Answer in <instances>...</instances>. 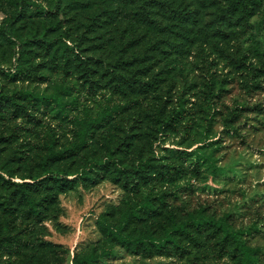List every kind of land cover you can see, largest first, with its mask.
I'll return each mask as SVG.
<instances>
[{
	"label": "trees",
	"instance_id": "trees-1",
	"mask_svg": "<svg viewBox=\"0 0 264 264\" xmlns=\"http://www.w3.org/2000/svg\"><path fill=\"white\" fill-rule=\"evenodd\" d=\"M36 0H0V10L5 14L0 32L14 44L18 58L10 67L0 65V75L12 80L36 77L38 67L26 63L40 49L50 56L53 65L62 64L69 71L75 64L81 73L84 84L93 88L96 70L82 49L69 44L71 35L61 24L54 27L35 29L24 34L20 22L24 20L28 5H37ZM107 5L105 15L93 19L91 24L109 29L121 26L126 44L125 55L117 61L111 70L110 83L124 95L131 93L151 94L156 107H151L147 121L153 123L156 131L155 141H161L168 132L177 129L192 108L187 104L189 98L179 96L174 100L165 95L162 87L164 68L154 72L150 58L168 60L172 55L184 53L183 47H194L201 39L230 41L236 30L243 34L253 31V17L259 13L264 16V0H97ZM49 5L41 7V13L58 18L61 12V0H51ZM39 7V6H37ZM209 11L217 18L207 22ZM100 21V22H99ZM102 22V23H101ZM107 23V24H106ZM264 24V19H263ZM91 28V25H90ZM54 34L52 35V32ZM150 39L155 40L150 48L143 49ZM185 45V46H184ZM259 53V52H258ZM234 69L245 77L247 91L262 89L264 80V57L251 56L250 51L234 52L230 56ZM172 71V68H167ZM107 71H109L107 69ZM227 80L217 82L209 77L200 102L203 115V129L198 146L192 155L191 163L199 171L202 167H214L218 170L212 128L223 113L220 100L228 90ZM72 84L61 81L50 94L27 93L26 104H20V97L10 95L0 81V111L4 103L10 102L16 112L21 110L30 116L29 107L49 105L53 102L60 111L67 113V101L64 94L73 88ZM217 89V90H215ZM112 103L110 99L95 113L86 108L82 117H75L76 140L70 145L57 148L53 135L45 144L44 152L39 156L37 171L26 173L22 181L13 180V174L6 171L10 178L0 175V264H64V256L69 250L61 244L46 240L49 219H56L63 213L60 207V195L80 185H96L105 179L121 184L132 197L125 199L119 210L115 207L101 213L97 219L98 229L104 242L96 244L92 250L75 254L73 264H105L114 254L117 246L146 256L164 254L172 249L184 253L183 240L207 237L216 240L222 251H226L238 264H264V248L251 244L256 233H262L260 222L254 221L245 227H235L231 222L232 214L221 216L208 214L205 208L187 211L186 217L169 215V222L158 229L153 220L160 216V205L166 194L147 190L150 183L158 179L173 181L181 172L179 167L164 169L166 164L154 161L150 155L139 156L134 162L126 161L127 149L122 144H112L110 131L103 135L105 151L99 155L93 151L87 153L95 131L107 129L110 123L123 120L132 108V102ZM259 105L253 106L257 107ZM231 116L224 118L228 135L239 133L235 121L241 118L243 106H235ZM263 109V108H262ZM145 118V117H144ZM140 116V121H142ZM212 147V148H211ZM173 169L175 171H173ZM177 194V193H176ZM140 195V196H139ZM264 234V233H263Z\"/></svg>",
	"mask_w": 264,
	"mask_h": 264
},
{
	"label": "rangeland",
	"instance_id": "rangeland-1",
	"mask_svg": "<svg viewBox=\"0 0 264 264\" xmlns=\"http://www.w3.org/2000/svg\"><path fill=\"white\" fill-rule=\"evenodd\" d=\"M50 1L36 0L37 5H28L24 20L19 23L22 32L27 34L35 29L41 31L61 24L60 30L67 29L71 35L69 44L82 49L83 56L90 58L97 72L94 78L98 80L95 82L97 86L90 88L89 83L84 84L79 76L81 71L75 64L69 71H64L61 63L53 65L50 56L42 49L26 63L27 66L38 67L36 77L12 80L0 75L5 92L19 96L20 104H26L24 96L27 93L50 94L63 80L74 86L64 94L67 113L61 112L60 107L51 102L46 106L29 107L31 115L27 116L21 110L16 112L10 102L4 103L0 111V175L10 178L6 172L9 171L13 174V180L22 181L26 173L37 171V161L51 135L56 139L57 148L76 140L74 119L76 116L82 117L86 108L95 113L107 99L112 103L141 100L137 104L132 102V108L123 120L110 123L107 129L96 130L92 143L86 149L87 153L93 151L103 155V135H108L106 131H110L112 144L128 142L123 145L127 149L126 161L134 162L139 156L150 155L155 162L166 164L164 169L172 166L181 169L173 181L158 177L147 186V190L166 194L164 203L160 205V216L153 220L158 229L161 230L169 222L171 213L185 218L187 211L201 207L214 216L230 212L235 227L260 222L262 233H256L251 238V244L264 248V80L262 89L247 91L245 77L234 69L230 59L234 52H247L248 49L251 56L259 59L261 53L264 57L263 14L253 17V31L243 34L236 30L230 41L217 43L203 37L194 47L184 45L183 54H174L167 61L159 59L157 55L150 58L151 63L157 64L154 72L164 68V73L158 77L163 78L162 87L165 95L172 96L173 105L182 95L189 98L187 104L192 108L191 115L181 120L176 130L168 132L161 141L156 142L155 125L148 122L146 116L151 112V107L157 106L151 94L143 97L141 93H131L127 97L109 81L111 70L119 69L114 66L122 54H126L123 52L126 44L121 26L109 29L91 24L94 18L105 15L103 10L107 5L97 0H61L60 15L54 18L40 11ZM4 17L0 10V24ZM215 18L216 13L209 11L207 22ZM51 32L53 35L54 32ZM149 41L144 45V50L150 48L155 40ZM17 58L14 44L0 32V65L10 67ZM168 67L174 69L168 71ZM212 76L217 82L223 79L228 82V90L220 100L223 113L212 128L211 141H215L213 146L218 149L215 157L220 168L202 167L197 171L189 153L201 145L198 141L204 121L200 102H203L205 86ZM238 105L245 107L240 110L241 118L234 123L239 133L228 135L224 118L231 116V111ZM256 105L259 106L253 107ZM127 197H132V194L110 179L96 185L80 184L66 191L60 195L63 213L45 223L48 229L45 239L67 248L69 252L64 256V264H73L75 254L88 252L96 244L104 242L97 225L99 215L112 207L119 210ZM183 244L186 247L184 253L174 248L153 256L117 246L105 264H238L226 251L221 250L216 240L202 237L193 241L186 238Z\"/></svg>",
	"mask_w": 264,
	"mask_h": 264
}]
</instances>
